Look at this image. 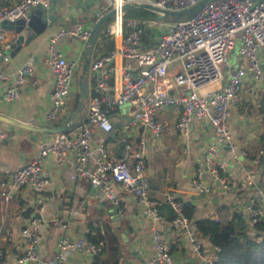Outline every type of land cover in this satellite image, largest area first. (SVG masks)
I'll return each instance as SVG.
<instances>
[{"label": "built area", "instance_id": "built-area-1", "mask_svg": "<svg viewBox=\"0 0 264 264\" xmlns=\"http://www.w3.org/2000/svg\"><path fill=\"white\" fill-rule=\"evenodd\" d=\"M203 0H103L98 6L97 19L113 10L111 21H107L102 38L119 43L118 47L98 50L100 35L92 47L87 73V82L91 78L94 83L89 88L88 98L81 115H78L74 127L66 132L54 134L52 139L44 140L39 145L37 155L20 165L14 171L0 166V196L7 203L13 194L29 188L42 201L49 180L44 173V162L51 154L58 163L65 161L72 166V175L86 178L96 190L97 196L109 199L115 204L120 200L119 189L145 205L144 212L154 219H159L155 202L149 198V183L144 172L146 155V132L154 137L160 136L162 122L156 118V111L162 106H178L181 108L176 129L188 135L193 121L208 120L215 141L208 147L209 154L204 159L205 171L216 182L227 187L222 174L228 163L238 157V147L231 142V134L227 128L231 110L242 100V85L246 78L256 83L264 79V0H210L191 18L170 22L156 17L125 19L123 6L131 2L147 3L163 10L181 11L193 8ZM51 0H0V57L11 44H4L2 29L3 21L28 20L30 12L37 6H48ZM150 32L149 43L142 36ZM91 35V28L77 24L74 28L62 29L51 38L55 41L60 36L76 38L83 42L84 51ZM241 41L238 49L240 63L226 78L222 88L213 85L223 79L222 66L228 63V54L236 39ZM129 61L121 70L120 85L113 84L115 73L114 61L117 55ZM49 65L53 88L50 99L53 111L48 119L57 118L58 111L63 112L76 90V62H68L62 52L55 50L45 59ZM133 64H132V63ZM34 60L30 58L14 75V81L0 91V101H11L20 94V86L33 73ZM173 66L177 70L171 77V88L185 90L183 94L172 95L161 83L168 78V71ZM8 75L0 72V87ZM129 104L133 107L132 120L125 124L126 129L133 126L141 128L140 139L133 148L126 138L122 139V152L117 158H111L104 143L95 148L90 144L94 136V128L98 127L105 133L112 132L113 124L109 114L112 110ZM226 146V147H225ZM225 147L226 157L220 162L215 161V152ZM262 151L254 158L259 162ZM203 169L199 170L193 180L196 190L209 193L210 186L201 181ZM245 181L252 183L251 176L246 175ZM164 200L174 211L173 224L178 227L191 241L198 256L202 257V243L198 239L196 227L181 209L175 194L166 193ZM245 217L250 224L264 221V188L257 186L255 192L244 198ZM37 219L30 222V227L22 230L30 235V244L20 263L33 261L37 258L34 245L39 236ZM65 228V225L60 226ZM264 238V232L259 239ZM152 242L156 255L150 264H176L171 254V246L156 229L152 232ZM103 240H92L87 236L71 239L62 236L57 246L59 253L55 258L42 264H66L63 260L67 251H81L92 256L100 254L104 248ZM219 249L213 247V251ZM214 257L204 259V264H213ZM0 264L3 255L0 251Z\"/></svg>", "mask_w": 264, "mask_h": 264}, {"label": "crops", "instance_id": "crops-1", "mask_svg": "<svg viewBox=\"0 0 264 264\" xmlns=\"http://www.w3.org/2000/svg\"><path fill=\"white\" fill-rule=\"evenodd\" d=\"M3 1L9 3V0ZM64 1L66 0H51L49 3L52 4V14L56 18L51 26L22 46L18 52L12 55L11 52H6V49L4 56L0 57V72L8 75L2 82L0 91H4L7 85L14 81V75L30 58L34 60L33 73L21 84L19 96L11 101H0V115L38 126H54L65 118L68 111H75L76 108L71 109L69 106L73 99L76 102L78 85L64 114L58 111L57 118L48 119V114L54 109L50 99L53 77L45 59L49 58L53 51L59 50L68 62H76L74 69L78 81L85 52L83 42L67 36H60L55 41H51V38L62 29L74 28L77 24L92 28L97 17L94 18L88 9L79 12L73 7L71 9L75 13L69 17L62 10ZM102 2L103 0H97L96 4L99 6ZM3 35L4 44H11L12 48L14 32L4 30ZM118 45V41L114 42L115 48ZM97 49L105 48L98 46ZM233 61L231 63L228 58V63L222 66L224 77L215 83L213 88L218 89L225 85L226 78L238 66L240 58L237 56ZM262 61L264 66V55ZM127 64L129 61L126 58L117 55L112 79L116 86L120 85L121 70ZM175 70L177 66L169 69L168 78L161 86L172 95L183 94L185 90L170 87ZM93 83L94 79L91 78L88 82L90 89ZM132 111L133 107L129 104L112 110L109 114L113 124L112 132L105 133L95 127L91 148L103 142L111 158H117L122 152L121 140L124 138L136 148L141 128H125V124L132 120ZM180 111L181 108L174 105L159 107L156 118L163 126L160 136L154 137L148 132L145 134L144 172L149 183V198L159 210V219L147 215L144 212L145 205L121 188H118L120 200L117 204L98 197L88 179H73L71 164L67 161L60 164L54 155L50 154L43 166L49 185L41 197V202L29 188L16 191L7 203L0 196V251L3 264H42L59 253L57 242L62 236L77 239L100 233L105 236L106 241L110 234L115 236L118 264H150L156 255L152 242L153 229L158 230L170 244L176 264H204V259L215 258L213 246L208 239L200 235L197 236L202 243V257L198 256L188 237L173 224L171 207L164 200V195L173 193L179 202L190 203L195 207V218L210 217L240 223L247 221L242 204L244 198L253 194L257 185L264 188V173L261 168L264 164L260 163H264V79L259 83L249 77L245 79L242 85V100L233 107L227 121L231 142L238 147L237 159L231 160L222 174L227 187L216 182L204 168V159L209 154L208 147L215 141L210 123L208 120H195L190 126L189 134L184 135L176 129ZM53 136L54 134L23 130L0 120V166L8 171L16 170L37 155L42 141L52 139ZM259 151H262L259 162L255 164L253 160ZM226 155V148L220 147L215 152L214 159L220 162ZM201 169V181L210 186V192L206 198L196 199L192 196H197L199 192L193 180ZM247 174L255 185L246 183ZM114 205H118V208L115 215H111ZM237 215L241 217L240 220ZM33 219L38 220L39 239L34 245L37 258L20 263L19 259L31 242L30 235L23 234L22 230L29 228ZM62 225H65V228H61ZM94 259L95 256L77 250L67 251L63 257L66 264H92ZM99 259L110 264L111 254L108 249Z\"/></svg>", "mask_w": 264, "mask_h": 264}, {"label": "water", "instance_id": "water-1", "mask_svg": "<svg viewBox=\"0 0 264 264\" xmlns=\"http://www.w3.org/2000/svg\"><path fill=\"white\" fill-rule=\"evenodd\" d=\"M54 1L55 0H52V2ZM66 1H64V3H62L61 6H62V10H64V12H66L69 17L70 16L72 17L71 14L75 13L71 9L72 7L77 9V11L79 12L88 9L90 14H92L94 18H96L99 13V8L98 5L96 4L97 0H95V2H92L91 0H69V1L66 0ZM208 1L210 0H203L195 7L184 9L181 11L163 10L151 4L139 3V2L127 3L123 6L122 10L124 12L130 9L146 10L152 12L157 19L170 21V22H177L191 18ZM113 14H114L113 10H110L109 12L101 15L91 28V35L87 41V45L84 52V58L81 66V71L77 81L79 96L75 111H71V110L68 111L65 115V118H63L58 124L54 126H38V125L30 124L27 121L11 119L3 115H0V120L12 124L13 126L21 128L23 130H27L38 134H47V135L66 132L72 127H74L77 121V117L78 115L82 114V111L85 106V102L88 98L89 86L87 82V73H88L89 62L92 53V47L97 41L105 24L112 17ZM55 20L56 18L52 14V4L51 5L49 4L48 6L40 5L33 8V10L29 14L28 20L18 19L15 21H3L2 29L12 31L15 34L14 45L6 52L9 51L11 52L12 55L18 52L22 46L27 45L33 38L41 34L44 30H46V28L51 26L55 22ZM261 168L264 173V165H261ZM192 197L196 199L206 198L207 193L200 192L197 196H192ZM117 208L118 205H114L111 215H115Z\"/></svg>", "mask_w": 264, "mask_h": 264}, {"label": "trees", "instance_id": "trees-1", "mask_svg": "<svg viewBox=\"0 0 264 264\" xmlns=\"http://www.w3.org/2000/svg\"><path fill=\"white\" fill-rule=\"evenodd\" d=\"M155 15L152 12L141 9H130L125 12V19L128 18H154ZM150 32L146 31L143 34V41L149 43ZM103 44L105 49H111L114 47L112 41H108L102 38L97 44ZM78 94L76 97V104L78 102ZM264 164L263 162H260ZM183 214L193 221L197 234L208 239L213 247H217L219 250L215 252V259L213 264H264V238L259 237L264 232V221H258L254 224H250L248 220L246 222H233L228 220L212 219L210 217L195 218V207L190 203H184L180 201ZM170 208V207H169ZM159 213V210H157ZM171 219L174 218V211L170 208ZM238 220L241 219L237 215ZM92 240H103L105 242L104 248L100 254L94 255L95 259L92 264H106L103 260L99 259V256L107 249L111 254L110 264H118V247L115 236L110 234L107 241L104 239V235L94 234L87 236Z\"/></svg>", "mask_w": 264, "mask_h": 264}, {"label": "rangeland", "instance_id": "rangeland-1", "mask_svg": "<svg viewBox=\"0 0 264 264\" xmlns=\"http://www.w3.org/2000/svg\"><path fill=\"white\" fill-rule=\"evenodd\" d=\"M112 19L110 18L108 21H111ZM101 35V34H100ZM241 41L237 38L235 41V44L233 46V48L230 50L229 54H228V58H230L231 63H233L234 58H236L237 56H239L238 53V49L240 47ZM231 54V55H230ZM75 100L73 99V102L70 104L69 108L74 109L75 107ZM128 107V106H127ZM123 109V108H122Z\"/></svg>", "mask_w": 264, "mask_h": 264}]
</instances>
